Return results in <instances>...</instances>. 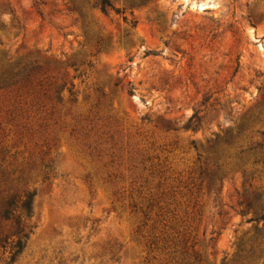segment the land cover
I'll return each mask as SVG.
<instances>
[{
	"label": "rangeland",
	"instance_id": "374dc122",
	"mask_svg": "<svg viewBox=\"0 0 264 264\" xmlns=\"http://www.w3.org/2000/svg\"><path fill=\"white\" fill-rule=\"evenodd\" d=\"M125 1L104 13L97 0H0V61L37 62L65 85L45 105L0 92V196L33 199L23 249L1 246L0 264H166L147 243L162 231L205 264H264V147L246 172L234 157L264 143V0ZM101 128L119 130L122 160ZM225 138L237 163L199 186L198 154ZM137 151L163 173L131 165Z\"/></svg>",
	"mask_w": 264,
	"mask_h": 264
},
{
	"label": "trees",
	"instance_id": "16d2710c",
	"mask_svg": "<svg viewBox=\"0 0 264 264\" xmlns=\"http://www.w3.org/2000/svg\"><path fill=\"white\" fill-rule=\"evenodd\" d=\"M101 10L104 13H107L108 10H114L116 13L125 12L126 7L123 9L116 8L113 4L112 0H97ZM130 3L132 6H140L145 3L144 0H126L125 4ZM48 68L37 63H15L6 65L5 61H0V92H5L9 94H13L17 97H23L31 102L32 106L46 104L47 102H62L65 85H59L56 81L52 82L45 74L47 73ZM28 102H26L27 104ZM196 115L192 116L188 127H194V129L198 128L197 124H194V120ZM105 127V126H104ZM106 127H108L106 125ZM101 132V135L98 136L99 140H104L106 145H109V150L111 151V157L117 158L119 160L123 159V155L121 152V148L119 147L121 142V134L119 130H105V128ZM245 128L242 127L240 132L244 131ZM89 132L84 133L85 141L90 137ZM97 135V133L95 134ZM54 139H51V141ZM224 144L218 149V145L220 142H213L207 151L206 155L198 154L199 161V171L197 178L199 179V186H206L207 189H210L216 178L218 177V173L220 170L228 171L231 166L236 164L232 158V154L229 150L232 145L231 138H225ZM49 144V142L47 143ZM194 147L197 146L193 141ZM88 145V144H87ZM264 147V143H258L256 146L249 147L244 149L239 147L235 156L237 161L242 162V170L244 172L247 171L245 167V161L250 153L255 151L258 148ZM131 165L135 168L139 166L142 168V172L149 169V174L155 176L156 174L163 173V170L155 167V166H147V163L152 161L153 159L158 157H152L146 153V151H137V153L130 157ZM114 163L113 160L110 161ZM258 160H254V163H257ZM135 163H139L137 165ZM108 163H103V168H107ZM46 167L52 169V165L50 163L45 164ZM107 179L109 181H113V176L118 177L119 171L115 173H110L107 168ZM48 173V172H47ZM120 176V175H119ZM135 176V175H134ZM138 175H136L137 177ZM142 176V173L139 174ZM145 181L149 182V178L145 177ZM138 182L137 179L132 181V186H134ZM160 187V184H157ZM138 194H141V188L137 187L135 189ZM133 197V193L130 195ZM156 196L154 194H150L147 197V201L144 205H141V211L144 214V217L147 219H151V212L155 206L158 205V201L156 200ZM32 202L33 199L31 197V193L29 191H25L23 193H11L6 196H0V248L1 246H8L12 244V252L13 257L19 253L24 247V239L28 236L26 229L30 227L29 219L32 216ZM133 207H137L138 202L133 200L131 203ZM157 217L152 223L153 228L157 227V221H161L162 212L156 213ZM14 218L15 225L14 230L8 229L2 223L3 219ZM264 217V214L261 215ZM146 224L144 221L143 225ZM163 233L160 235L151 234L148 238L149 247L161 248L166 251L168 257H166V264H205L202 261V254L197 250L190 249L188 245V237L183 235H174L173 233L162 231ZM193 246V245H192ZM224 264V263H222Z\"/></svg>",
	"mask_w": 264,
	"mask_h": 264
}]
</instances>
